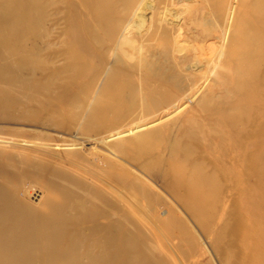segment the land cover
<instances>
[{
    "label": "rangeland",
    "instance_id": "obj_1",
    "mask_svg": "<svg viewBox=\"0 0 264 264\" xmlns=\"http://www.w3.org/2000/svg\"><path fill=\"white\" fill-rule=\"evenodd\" d=\"M93 1L0 0V173L67 194L60 260L50 236L32 264H264L247 253L264 250V119L240 134L215 116L235 102L215 0Z\"/></svg>",
    "mask_w": 264,
    "mask_h": 264
},
{
    "label": "bare ground",
    "instance_id": "obj_2",
    "mask_svg": "<svg viewBox=\"0 0 264 264\" xmlns=\"http://www.w3.org/2000/svg\"><path fill=\"white\" fill-rule=\"evenodd\" d=\"M213 5L224 21L232 58L228 62H217L213 72L230 91L229 99L235 100L227 102V109L216 111L215 116L222 125L226 123L243 134L246 125L253 120V112H256V118L264 119V87L261 85L264 81L261 77L264 72V0H215ZM224 140L227 138L224 137ZM260 163L263 170L258 173L257 186L264 190V158L260 159ZM27 177L36 183L25 170L22 174L0 175V264H32L35 253L43 257L47 254L46 248H39V243H47L50 236L53 238L50 245L55 262L60 260L57 244L58 236L64 234L67 224L61 219L67 194L55 184L27 185L31 184L26 181ZM14 184L21 190V199L9 193V185ZM73 211L78 214L76 208ZM35 225L39 227L37 232L33 231ZM247 237H253L252 230L248 229ZM247 237L243 235L241 239ZM117 242L115 255L108 258L110 262L122 253V244ZM247 253L253 257L264 256V250L248 248Z\"/></svg>",
    "mask_w": 264,
    "mask_h": 264
}]
</instances>
